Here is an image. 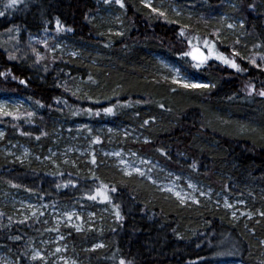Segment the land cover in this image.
I'll list each match as a JSON object with an SVG mask.
<instances>
[{
  "label": "trees",
  "instance_id": "1",
  "mask_svg": "<svg viewBox=\"0 0 264 264\" xmlns=\"http://www.w3.org/2000/svg\"><path fill=\"white\" fill-rule=\"evenodd\" d=\"M10 3L0 0V72L10 73L0 76V97L21 98L26 107L11 116L0 114L6 144L19 140L42 155L60 122L66 127L79 122L93 139L99 122L120 121L148 138L129 146L243 200L251 214L236 221L210 200L184 206L142 177H127L108 166L96 154L97 143L75 168H48L35 160L19 163L0 155V248L13 264H44L33 260L30 250L43 240L48 226L38 216H13L1 195L4 190L50 204L80 200L97 212L96 202L104 201L112 212L109 219L99 216L92 227L61 230L79 264H119L121 259L125 264H264V217L259 215L264 211V97L249 87L264 88V0H175L177 10L160 9L167 18L125 0L123 31L108 38L95 22L105 0H22L7 7ZM43 32L83 46L103 45L106 51L88 59L52 51V42L27 46L26 34ZM5 33L13 34L12 40ZM196 33L215 41L230 58L233 49L239 52L235 59L245 71L210 59L198 69L215 85L209 89H186L156 75L154 54L180 59ZM37 53L44 59L37 60ZM184 60V67L194 70L191 64L197 63ZM103 185L110 201L96 194ZM94 195L95 200L89 198Z\"/></svg>",
  "mask_w": 264,
  "mask_h": 264
},
{
  "label": "rangeland",
  "instance_id": "2",
  "mask_svg": "<svg viewBox=\"0 0 264 264\" xmlns=\"http://www.w3.org/2000/svg\"><path fill=\"white\" fill-rule=\"evenodd\" d=\"M21 1L22 0H18L17 3ZM124 1L125 0H122L123 5H125ZM132 1L133 3L139 2L145 7L150 3L152 7L158 9L168 7L177 10L175 0ZM9 2H11V0H9ZM122 8L123 7H121L120 4L116 3V0H110V2H106L96 14L95 22L101 31V35L108 38L122 33ZM223 19L228 20L227 23H230L227 14L223 13ZM235 25L236 23L234 26ZM4 35L6 36L7 41L12 40V37H14L13 34L5 33ZM25 37V40L27 39L28 41L26 42L28 47H33L36 44L40 45L41 43L48 44L52 42V51H63L66 54L82 56L88 59H94L98 55H104V51H106V48L103 45L89 44L88 46H83V44L69 42L63 36L54 35L53 33L48 34L43 32L42 35L26 34ZM193 37H199V46L201 50L205 52V55H207V50L203 48L201 34L196 33ZM193 37L190 38V40H192V45H196L197 40L193 39ZM192 45L187 52L192 51ZM216 50L223 53L217 44ZM91 54L93 55L92 57L90 56ZM154 56L157 61V67L154 69V73L162 76L173 84L182 86L183 83H210L208 78L198 73L200 67L197 68L196 64H191L194 70L184 67V59L194 61L190 56L182 55L180 59L161 53H155ZM214 59L215 58H212L211 60ZM175 81L180 82L176 83ZM0 105H6V111L9 112L26 107V103L23 99L15 96L0 97ZM94 130L96 136L92 139L89 133L80 126L79 122H75L69 127L64 126L62 122H60L54 126L52 131V141L47 150L41 155L35 153L27 143H23L19 140H14L10 145L6 144L3 141L6 129L0 127V132L3 133V136L0 137V155L4 158L11 159V161H18L19 163L35 160L37 163L48 168H75L83 165L85 159L91 156V153H93L92 148L95 146V143H97L96 154L104 157L108 166L117 169L127 177H142L161 192L172 195L179 202L180 199L174 193L180 192L182 196L186 197L184 203L180 202L184 206L194 207L210 200L217 206L227 209L230 212L231 217L236 221H239L248 214L249 209L246 208V204L243 200L233 198L231 195L223 193L222 191H215V189L208 183L195 178L189 172H178L173 170L172 168L165 166L159 160H155L129 146V143L131 142H146L148 140V138L142 134L141 131L137 130L135 126L124 124L120 121L117 123L99 122ZM116 153H119V155H116ZM122 160L125 163H121ZM135 168H139L145 173V175L142 176L137 173L134 170ZM129 172L131 175L127 174ZM153 181H155V183H153ZM189 185L194 187H189ZM169 188L173 191H167ZM201 192L205 193V195H200ZM1 195L4 200L7 201V204L10 205L9 211L13 216L20 219H31L38 216L39 218L44 219L48 226V232L43 240L37 246H33L30 250L31 258L35 252H39L44 257V259L41 260L44 264H72V262L79 264L71 256L66 236L61 230L68 227L75 229L79 227L80 230L85 226L92 227L94 224H99V216L104 219H109V216L112 214L104 201L96 202L100 209V212H97L90 207H86L87 202H82L80 200L50 204L39 201L32 196L19 191L12 192L10 190H4ZM192 197H194L195 200H198L199 203L193 202ZM226 205H232V207H227ZM260 212L261 211H259V213ZM33 213H35V215H33ZM69 216H71V219H69ZM248 218H250L249 215ZM61 237H63V239H61ZM57 248H60L61 251L56 252L55 250ZM0 264H13V259L4 248H0ZM214 264L252 263H245L240 260H221Z\"/></svg>",
  "mask_w": 264,
  "mask_h": 264
},
{
  "label": "snow or ice",
  "instance_id": "3",
  "mask_svg": "<svg viewBox=\"0 0 264 264\" xmlns=\"http://www.w3.org/2000/svg\"><path fill=\"white\" fill-rule=\"evenodd\" d=\"M18 2V0H11V3L7 5V7H12L14 6L16 3ZM106 2H110V0H106ZM116 3L120 4L121 7H123V3H122V0H116ZM147 7L151 8L152 12L154 13H157L158 17H165L167 18V14L164 12V11H161L160 9L158 8H155V7H152V5L150 3H148L146 5ZM0 15H3L2 12H0ZM170 23H176V21H169ZM57 28L60 29L61 31H63L64 29L61 28L60 26V22L59 20H57ZM242 26V25H241ZM229 28H232L233 25L229 24L228 25ZM71 29H69L70 31ZM180 36H184L185 33L184 31H181L179 33ZM217 37V39H219V34L218 33H215L213 34ZM193 39H196L197 40V44L196 45H192V40H188V44L189 45H192V51H189V52H184L183 55L184 56H190L193 60H196L197 61V64H196V67L199 68L201 67V65L203 64H206L208 60L212 59V58H215L216 60H219L221 61L223 64L235 69L237 72H242V71H245V69L241 68L240 64H238L236 62V59L235 57H240V53L235 51L233 49V52H232V57L230 58L229 56H225L223 53L219 52L218 50H216V43L215 41H210L208 39H205L203 40V48L207 50V55H205V52L201 50L200 46H199V43H200V39L199 37H193ZM237 44L240 43L239 40L236 41ZM45 47H47V44H45ZM264 47V46H262ZM35 51V50H34ZM9 59H15L14 56H9ZM44 59V56L40 55L39 53H37V60H42ZM241 59H243V57H241ZM261 60H264V55H262L260 57ZM248 62L252 65H254L255 67L257 68H260L261 65L257 63V60L255 58H249ZM10 75V73H3V72H0V76H8ZM12 79H16L15 76L12 77ZM21 84H26L27 82L24 81V80H20L19 81ZM176 83H179L180 81H175ZM184 88L186 89H209V88H212V87H215V85H210V84H197V83H183L182 85ZM251 88V91L252 92H256L257 95L261 96V97H264V88H261L260 90H257L255 85H250L249 86ZM251 94V93H250ZM6 105H0V114H3V115H8V116H11L13 115L12 112H9V111H6ZM161 107H163V105H161ZM88 111H91V109H89ZM105 112L107 113H111L113 111L112 108H106L104 109ZM99 113H97L98 115ZM29 116H32L34 115V113H28ZM16 119H19L20 117L19 116H16L15 117ZM145 123H147V121H145ZM3 136V133L0 132V137ZM37 139H39V137H37ZM116 155H119V153H116ZM92 163L95 164L96 163V160H95V157H93L92 159ZM121 163H125L123 160L121 161ZM193 167L195 168V164H193ZM137 173H139L140 175H145L144 172H142L139 168H135L134 169ZM128 175H131V173H127ZM153 183H155V181H153ZM59 187V186H58ZM107 185H103L102 186V189L101 188H98L96 190V194L99 195V196H102L103 199L105 201H110V197L108 195V192H107ZM189 187H194L192 185H189ZM112 192H115L116 189L113 188L111 189ZM167 191L169 192H172L173 190L171 188L167 189ZM179 199H180V202L181 203H184L185 202V199L186 197L185 196H182L180 192H175L174 193ZM200 195H205V193L201 192ZM90 199H93L95 200L96 199V195L94 196H90L89 197ZM193 199V202L195 203H199L198 200H195L194 197H192ZM227 207H232V205H226ZM33 215H35V213H33ZM117 217L122 219L123 217L120 216V213L117 211L116 213ZM235 215V214H233ZM248 215H251L250 213ZM259 215L261 217H264V211L260 212ZM69 219H71V216H69ZM9 220H11V217H9ZM21 223H23V221H21ZM80 228L77 227V231H79ZM15 239L19 240L21 239V237H15ZM61 239H63V237H61ZM96 247H103V245H97ZM56 252H60L61 249L60 248H57L55 250ZM32 259L33 260H36V259H40V260H43L44 257L39 253V252H35L34 255L32 256ZM72 264H75V262H72ZM119 264H125V261L123 259H121L119 261Z\"/></svg>",
  "mask_w": 264,
  "mask_h": 264
},
{
  "label": "water",
  "instance_id": "4",
  "mask_svg": "<svg viewBox=\"0 0 264 264\" xmlns=\"http://www.w3.org/2000/svg\"><path fill=\"white\" fill-rule=\"evenodd\" d=\"M194 61H196V60H194ZM197 62V61H196Z\"/></svg>",
  "mask_w": 264,
  "mask_h": 264
}]
</instances>
